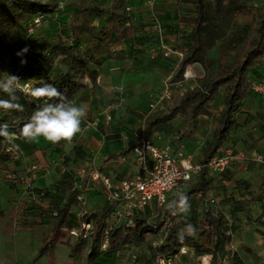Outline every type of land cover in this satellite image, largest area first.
<instances>
[{
	"label": "crops",
	"instance_id": "obj_1",
	"mask_svg": "<svg viewBox=\"0 0 264 264\" xmlns=\"http://www.w3.org/2000/svg\"><path fill=\"white\" fill-rule=\"evenodd\" d=\"M94 1L106 7L110 4ZM124 10L128 20L122 26L129 25L131 34L111 36L109 54L97 67L94 84L87 81L86 86L77 90L70 100L77 106L87 107L81 131L70 143L51 144L43 138L26 142L20 138L16 142L20 157L14 162L0 155V193L8 189L18 194L13 204H10L13 197L4 200L10 210L9 225L2 221L4 211L0 209V264H139L137 261L141 257L136 255V258L127 251L128 247L134 246L108 253L104 240L95 242V254L90 257L93 237L86 238L85 243L89 245L85 244L80 251L75 245L81 238H76L73 233L79 228V217L83 213L97 212L106 202L101 188L90 183V173L95 171L116 182L136 170L129 147L136 140L137 129L142 127L147 104L161 88L163 79L169 76L173 58V53L168 59L159 53L150 58L155 44L153 19L161 23L174 54L185 48L186 39L180 35L187 34L192 24L184 26L179 22L178 4L174 0H153L151 5L148 0H125ZM69 15H63L64 20L61 17L60 20L67 21ZM106 16L91 17L88 23L99 26L104 24ZM45 23H51L57 32L56 23ZM248 75L251 81L264 80V60ZM184 80L187 79L173 82L171 92ZM175 95L172 93V98ZM220 100L221 94L212 99L209 110L213 115L199 116L197 127L188 139L177 140V132H173L172 137L168 135L175 145L174 151L181 150L190 156L185 149L193 146V134L209 127L220 108ZM106 114L109 119L105 118ZM177 120L181 123L179 128L184 129V120L176 117L172 121ZM224 147L243 154L244 160L230 163L222 174L208 170L212 183L207 196L215 202L216 210L229 227L226 233L228 241L222 247L223 255L216 254L214 264H232V253L243 264H264V162L254 161V158H264V108L259 97L250 91L234 113L233 127L218 153ZM126 150V154L118 157ZM197 156L193 162L197 161ZM30 167H33L32 173H29ZM62 170L72 173L81 193L76 201L69 204L62 227L56 230L60 236L51 241V251L39 254L43 239H30L26 235L30 234L27 230L38 227L50 232L55 229L47 200L39 199L32 189H50L57 185ZM6 171L16 175L29 174L24 176V182L16 181L19 183L10 186L1 174ZM64 189L67 192V188ZM171 196L169 194L166 198ZM71 207L75 208L74 213L70 212ZM18 225L23 229L21 236L15 233L10 237L4 235L8 230L6 227L14 230ZM170 260L171 264H209L210 255H196L184 247Z\"/></svg>",
	"mask_w": 264,
	"mask_h": 264
},
{
	"label": "trees",
	"instance_id": "obj_2",
	"mask_svg": "<svg viewBox=\"0 0 264 264\" xmlns=\"http://www.w3.org/2000/svg\"><path fill=\"white\" fill-rule=\"evenodd\" d=\"M58 1L52 5L38 0H0V77L6 73L18 74L29 80L33 87L41 86L40 82L52 84L70 101L77 90L86 86L87 81L94 84L97 67L109 54L111 36H128L131 29L129 25L122 26L128 20L124 10L125 0H112L107 7L94 0H75L67 21L60 20L58 13L62 8H57ZM188 1L194 13L192 25L187 34L180 35L186 39V44L179 52L181 56L169 65L172 71L169 81L182 80L184 68L191 63L200 65L204 78L197 85L175 95L163 109L150 112L144 118L142 127L137 129L136 140L129 149L140 140L152 143L153 135L176 117L182 118L185 123L177 140L188 139L197 127L199 116L213 115L209 105L215 96L221 94L220 108L209 124L208 141L197 156L199 170L180 191L188 197L190 211L187 216L171 215L167 205L177 198V195H172L158 209H145L134 214L133 225L128 226L124 222L111 221L113 206L104 202L99 211L83 213L79 217L81 223H91L95 228L91 234L90 257L95 254L94 244L97 241L104 240L105 251L110 253L126 246H141L146 236L158 233H161L160 243L148 247V258L141 264L170 260L184 247L190 248L196 255H210L209 264H214L216 254L223 255L222 247L228 241L226 233L229 227L216 210L215 202L207 196L212 183L207 162L218 153L233 127L234 113L249 92L251 80L248 73L264 60V0L250 4L246 0ZM244 10L250 16L249 21L238 17ZM38 14L42 15V22L56 23L57 32L48 42H39L24 57H17L16 53L24 48L25 24ZM102 15H107L104 24L93 26L88 23L91 17ZM159 24L161 37L170 46ZM156 42L155 32L152 51H156ZM223 46L228 49L217 50L214 54L211 52L214 47ZM169 56L163 58L168 59ZM21 59H26L27 63L21 65ZM17 95L23 112L0 110V124L7 123L9 131L18 134L33 111L46 101L19 92ZM0 98L7 96L0 93ZM18 139L13 140L16 147ZM5 143L7 140L0 137V155L10 161L3 153ZM60 176L59 183L50 189H32L39 199L47 200L55 230L61 229L69 204L76 201L81 193L79 187H73V183L77 182L72 173L62 170ZM14 182L7 181L10 186ZM186 223L194 225L196 232L185 236L181 242L177 232ZM85 242V238L79 239L75 248L80 250ZM230 259L232 264H243L235 253L230 254Z\"/></svg>",
	"mask_w": 264,
	"mask_h": 264
},
{
	"label": "built area",
	"instance_id": "obj_3",
	"mask_svg": "<svg viewBox=\"0 0 264 264\" xmlns=\"http://www.w3.org/2000/svg\"><path fill=\"white\" fill-rule=\"evenodd\" d=\"M152 1L149 0V5ZM62 7L63 3L58 1L57 8ZM125 9L128 8L125 7ZM41 22L42 15L38 14L29 18L24 27L25 38L32 36ZM153 26L157 34V42L156 51L150 53V58H153L156 53L162 57H168L170 53H175L162 39L160 24L155 18ZM176 54L181 56L179 52ZM171 72L168 78L163 80L160 91L147 104L146 116L154 110L163 109L172 99V83L169 81ZM13 75L18 76L22 82L31 85L29 80L23 79L18 74ZM190 76L191 71L187 65L182 72V79H187ZM249 91L259 97L264 108V80L251 81ZM105 118L109 119V115L106 114ZM16 138L20 137L14 139ZM13 140L11 142L7 140L3 147V153L10 161H15L20 157V151ZM130 152L136 170L129 177L112 182L106 176L95 171L89 175L90 183L100 187L105 201L113 206L111 221L124 222L128 226L133 225L134 214L141 213L145 209H158L164 203L167 195L179 193L199 170V165L193 162L189 155H184L181 150L174 151L169 144L157 146L151 142L140 140L130 148ZM240 160H244L243 154L224 147L207 162V168L209 171L220 173L230 163ZM254 161L258 162V159L254 158ZM9 180L16 181L17 178L14 174H10ZM73 187H78L77 183L74 182ZM164 264H171V260L164 261Z\"/></svg>",
	"mask_w": 264,
	"mask_h": 264
},
{
	"label": "clouds",
	"instance_id": "obj_4",
	"mask_svg": "<svg viewBox=\"0 0 264 264\" xmlns=\"http://www.w3.org/2000/svg\"><path fill=\"white\" fill-rule=\"evenodd\" d=\"M25 46L19 50L17 57H24L29 52ZM21 65L27 63L26 59L20 60ZM41 86L33 87L27 82H22L16 75L6 73L0 78V93L6 94L7 98H0V110L8 112H23V105L19 103L17 93H23L34 99L46 102L37 107L19 130V133L9 131L7 123L0 124V137L11 142L17 135L26 142H32L43 138L51 144H59L62 141L70 143L81 131V122L87 114L85 105L77 106L52 84L40 82ZM18 147V145H17ZM258 162H264V158H257ZM171 215L187 214L191 205L188 197L182 193L167 205ZM196 228L191 223H186L177 232V238L183 242L185 236L194 235Z\"/></svg>",
	"mask_w": 264,
	"mask_h": 264
},
{
	"label": "rangeland",
	"instance_id": "obj_5",
	"mask_svg": "<svg viewBox=\"0 0 264 264\" xmlns=\"http://www.w3.org/2000/svg\"><path fill=\"white\" fill-rule=\"evenodd\" d=\"M38 1L47 2L49 4L54 5V3L58 0H38ZM59 1H61L63 3V7L58 14H59V17H61L62 20H64L63 15L67 14V16H68L69 13L71 12V10L74 9L73 3L75 0H59ZM111 1L112 0H102V3H105L106 5H108L109 3H111ZM158 1H167V0H158ZM174 1L178 4V10H179L178 20H179V22H182L184 24V26L186 24L191 25L192 24V18L194 16L191 3L188 0H174ZM256 1H258V0H246L247 4H250V3H253ZM148 2H149V0H148ZM153 10L157 11V9H153ZM162 10H164V9H162ZM245 11L246 10H244L243 13L239 14L238 17L243 21H249L250 16ZM55 33H56V31L54 30V26H52L51 23L46 24L44 21V22L40 23V25L37 27L35 33L32 36L27 37V38H25V36H24L23 42L22 41H20V42H22L23 47L27 46V47H29L30 50H32V49H35L37 47L39 42H42V41L48 42V40L51 39ZM15 48L16 47H13V49H15ZM227 49L228 48L224 47V46L219 47V48L214 47L213 49H211V52L214 54L217 50L225 51ZM177 56L178 55L173 53L172 61H176ZM188 66L190 67L191 76L189 78H187V80H184L183 82H181L180 85L177 86V88L173 89L172 93L174 95L181 92L183 89H185L187 87L197 85L204 78L203 70L198 63H192V64H189ZM167 71L168 70H165V74L167 73ZM166 78H168V76H166ZM172 86L173 85H171V88H172ZM160 89L157 91V93L160 91ZM180 124L181 123L178 120L177 121H171L168 124V126L161 128V131H158L155 134V137H154L155 145L157 144V146H162L165 144H169L170 146H172V149H174L175 145L172 144V138H168V135L171 134V137H172L173 132L179 133L182 129V128H179ZM161 135H163L164 137H162ZM157 137H158V139H156ZM192 137H193L192 138L193 139V146H191L192 148L191 147L186 148L185 153L190 154V157L193 160L196 158L197 154H199L202 151V149L204 148V145L208 141L209 127H207L205 129V131H203V132H202V130L195 132ZM32 170L30 167L29 173H32ZM12 173L13 172L6 171L5 173H1V174L3 175L5 180L10 181L9 177H10V174H12ZM29 173H24L23 175H16L15 174L14 176L17 178L16 181L24 182V180H25L24 176L28 175ZM19 182H14V184H17ZM0 197L2 198V199L0 198V209H2L4 211L2 221H4L6 224L9 225L10 224V217H9L10 210H8L9 206H5L6 202L4 200L8 199L10 197H13L14 200L10 203V204H13L14 201H16V199L18 198V194H17V192L15 193V192L9 191L7 189V190L2 191V193H0ZM74 211H75V208L71 207L70 212L74 213ZM149 211H152V210L150 209ZM4 222H2V223L4 224ZM6 224H4V226H8ZM6 229H8V230L5 232L4 235L7 237H10L11 235L13 236L14 233L16 236H21L20 232L23 231V229L19 225L16 226V229H14V230H12L11 227L10 228L6 227ZM27 231L30 234H26V235L29 236L30 239H32L34 237H38V238L42 237L43 243L41 244L40 249L38 251L39 254H42L43 252H46V251L50 252L51 248H49V247H51V244H52L51 241L54 240V238H58L60 236V233L56 230L47 232L45 230L43 231L42 228H38V227L35 229L27 230ZM94 232H95V228H93L91 223H81L79 221V228L73 234L75 235L76 238H78V237L84 238L85 237V239H86L89 236H91V234ZM160 241H161V233H158L156 235H148V236H146L145 242L143 245L138 246V247H132L131 249H129V247H128L127 251L132 252L136 258H137V256L141 257L137 261L139 264H141L142 261L146 260L148 247L155 245V244H158V243H160ZM85 244L87 245L88 243H85ZM83 246L80 248V251L82 250ZM40 256H42V255H40ZM165 261H167V260H165ZM171 263H172V261H171ZM158 264H164V260H159Z\"/></svg>",
	"mask_w": 264,
	"mask_h": 264
}]
</instances>
